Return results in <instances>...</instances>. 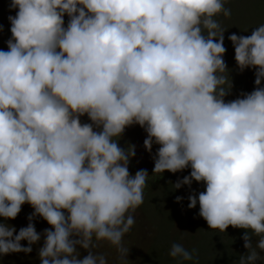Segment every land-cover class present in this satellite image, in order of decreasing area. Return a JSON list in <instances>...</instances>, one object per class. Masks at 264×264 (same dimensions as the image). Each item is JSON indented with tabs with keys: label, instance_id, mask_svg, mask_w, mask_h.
Segmentation results:
<instances>
[{
	"label": "clouds",
	"instance_id": "9594fccd",
	"mask_svg": "<svg viewBox=\"0 0 264 264\" xmlns=\"http://www.w3.org/2000/svg\"><path fill=\"white\" fill-rule=\"evenodd\" d=\"M226 2L10 0L16 14L0 49V258L31 253L43 237L40 264H108L92 251L100 241L127 264L123 237L149 174L130 173L136 146L119 141L138 125L153 174L190 168L172 184H204L188 208L199 204L209 229L246 230L236 264L264 262V24L227 37L255 87L226 101L228 28L217 19L231 17ZM25 204L33 211L17 231L7 221ZM37 218L50 227L38 232ZM168 255L180 264L196 250L173 243Z\"/></svg>",
	"mask_w": 264,
	"mask_h": 264
},
{
	"label": "trees",
	"instance_id": "16d2710c",
	"mask_svg": "<svg viewBox=\"0 0 264 264\" xmlns=\"http://www.w3.org/2000/svg\"><path fill=\"white\" fill-rule=\"evenodd\" d=\"M10 0H0V25L3 26V31L0 32V49L7 50V40L10 38L11 33L10 22L8 20L9 15H15L16 10H9ZM226 8L231 9V17L224 18L222 15L217 17L222 22V25L227 29L225 32L224 45L226 47V53L224 60L229 69H231V77L233 82L232 93L225 97L226 101L236 99L241 92H251L254 85V70L246 69L243 73H239L236 69V63L234 60V48L232 43L228 40V35L236 33L237 35L248 36L258 27L260 24H264V0H227L225 3ZM65 26H67L68 17L65 16ZM264 86V81L262 85ZM82 123L90 122L87 116L81 118ZM139 127L134 133L127 135V145L136 144V142H142L146 138V133ZM158 145L153 146V153H155ZM144 149L146 155L145 160L138 162L131 160L129 164V171L131 174H135L140 169L147 170L149 177L144 188V203L132 213L135 217L136 213H139L138 218L135 219V224L131 230L127 233V241L125 247L129 248V255L127 258V264H178L176 260L171 258L168 253L173 243L182 244L188 251H192V242L195 241L196 234L204 233L205 249L204 255H200L196 250V255L193 261H182L180 264H236L241 254H245L247 250L243 247L244 229H234L231 226L226 232H219V230L209 229L206 221L201 218L199 213V206L194 209L184 207L181 202H176V197H183L188 191V186H183L180 189L174 190L173 185L178 179H182L184 176L189 175L191 169H185L175 174L170 172H164L163 174H153L154 162L151 155ZM192 186L198 192L204 191V184L193 182ZM191 186V188H192ZM198 188H201L199 190ZM33 211L30 205L25 204L22 206L20 216H25L27 220L28 215ZM2 219V218H0ZM18 219V218H17ZM166 220V223H170L167 230H163L159 222ZM22 225L25 223L21 220ZM9 222V221H7ZM35 227L38 232H43L45 228L50 226L41 218H37L35 221ZM25 225V224H24ZM20 228V227H19ZM178 233V234H176ZM254 238L253 243H255ZM42 240L33 245L32 253L38 255V248L41 247ZM27 246V241H24L23 246ZM108 250H115L116 248L109 245ZM108 250L107 253H108ZM94 254H104L106 251L102 250L101 245L92 249ZM31 253V254H32ZM81 258L87 255L86 250H80ZM114 253V251L112 252ZM18 255V253H15ZM20 253V258H21ZM29 254V253H28ZM118 253L114 257V261L108 264H121L118 259ZM264 256V252L261 253ZM8 259V258H7ZM10 264H20L21 260L18 258L12 260L8 259ZM16 260V261H15ZM19 262V263H17ZM0 264H9L5 260H0ZM256 264H264L262 261H257Z\"/></svg>",
	"mask_w": 264,
	"mask_h": 264
},
{
	"label": "rangeland",
	"instance_id": "374dc122",
	"mask_svg": "<svg viewBox=\"0 0 264 264\" xmlns=\"http://www.w3.org/2000/svg\"><path fill=\"white\" fill-rule=\"evenodd\" d=\"M139 129V127H136V125H134V126H132V127H129V128H127L126 129V131H125V133H124V135H123V137L120 139V141H119V143H120V146L121 147H126L127 146V135L129 134V133H134L136 130H138ZM135 146H136V156L134 157V160H137L138 162H141V160H145L146 159V155H145V153H144V149H143V144H142V142H136V144H135ZM196 187H194V186H192V188H191V190L189 189V188H187L188 189V191L184 194V196H183V201L181 202V204L185 207H188L187 205H188V199H187V197L191 194V192L195 189ZM199 190H201V188H198ZM195 192L196 193H199L197 190H195ZM199 206V204H197V207ZM196 207V208H197ZM20 214H21V212H20ZM20 214L18 215V219L16 218L15 220H10L8 223L9 224H12V225H14L15 227H16V229H17V231L21 228V227H25V226H27V223H28V220H26V219H24V217L25 216H20ZM139 217V213H136L135 214V217L134 218H138ZM26 218V217H25ZM21 220H23L25 223V225L23 224L22 225V221ZM166 220H161L160 222H159V224H160V226H162V228H163V230L165 231V230H167L168 229V227L170 226V223H166L165 222ZM20 227V228H19ZM176 234H178V233H176ZM42 242L40 243V246H42L43 245V237H42ZM127 241V234H125V236L123 237V244H124V246H125V242ZM22 243V245H23V243H24V241H22L21 242ZM99 245H101V248H102V250H108L107 248L109 247V245H110V243L109 242H107V241H100L99 242ZM192 247L193 248H195L197 251H198V253L200 254V255H204V252H205V249H207V246H205V240H204V233H200V235L199 234H196V238H195V241L194 242H192ZM26 246V245H25ZM80 250H82V249H79V251ZM114 251V253H112ZM32 253V252H31ZM29 253V254H21V258H20V253H18V255L17 254H15V253H13V254H9V255H6V256H3L2 258H0V260L2 261V260H5V261H7L9 264H10V261L8 260V259H10V260H12V262L14 263V260L13 259H15V258H18L19 260H21V262L22 263H20V264H40V260H39V257H38V255L36 256V253L34 254V253ZM106 253H107V251H106ZM117 250L115 249V250H108V253L106 254V258L108 259V261H109V263L110 262H112V260L114 261L115 259H114V257H115V255H117ZM8 258V259H7ZM16 261V260H15ZM17 263H19V262H17Z\"/></svg>",
	"mask_w": 264,
	"mask_h": 264
}]
</instances>
